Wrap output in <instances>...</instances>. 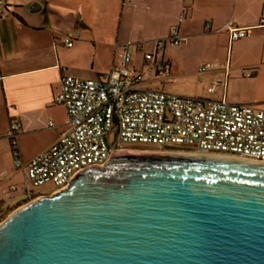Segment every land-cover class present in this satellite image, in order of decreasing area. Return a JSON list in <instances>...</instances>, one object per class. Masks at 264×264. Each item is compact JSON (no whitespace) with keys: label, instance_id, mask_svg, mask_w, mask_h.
Returning a JSON list of instances; mask_svg holds the SVG:
<instances>
[{"label":"crops","instance_id":"crops-1","mask_svg":"<svg viewBox=\"0 0 264 264\" xmlns=\"http://www.w3.org/2000/svg\"><path fill=\"white\" fill-rule=\"evenodd\" d=\"M4 1L0 207L25 200L24 172L14 168L6 138L9 124H20L24 163L46 151L67 131L65 109L54 104L62 74L97 78L120 63L124 44L144 43V51H150L151 41L166 38L182 12V43L167 46L165 73L146 74L141 88L264 110V0ZM225 24L251 29L250 35L230 41ZM132 54V64L141 67L142 51L132 49ZM205 63L216 70L199 74Z\"/></svg>","mask_w":264,"mask_h":264},{"label":"water","instance_id":"water-1","mask_svg":"<svg viewBox=\"0 0 264 264\" xmlns=\"http://www.w3.org/2000/svg\"><path fill=\"white\" fill-rule=\"evenodd\" d=\"M0 264H264V164L112 154L12 212Z\"/></svg>","mask_w":264,"mask_h":264},{"label":"built area","instance_id":"built-area-1","mask_svg":"<svg viewBox=\"0 0 264 264\" xmlns=\"http://www.w3.org/2000/svg\"><path fill=\"white\" fill-rule=\"evenodd\" d=\"M5 13L6 3L0 0V17ZM184 19L182 12L166 38L151 41L150 51H144V43L121 45L120 64L97 78L62 74L54 104L65 109L67 131L46 151L24 163L19 148L20 124H9L6 138L14 168L24 172L26 201L35 197L31 187L51 185L47 194L65 190L74 176L93 167L103 168L112 154L149 151L126 145L149 146L155 153L180 151L264 164V110L141 89L146 74L165 73L163 55L167 46L182 43L179 25ZM223 28L230 41L247 38L251 31L228 24ZM63 43L72 45L69 39ZM132 49L142 51L141 67L132 64ZM215 70L214 64L205 63L198 73ZM212 90L213 85L208 92Z\"/></svg>","mask_w":264,"mask_h":264},{"label":"rangeland","instance_id":"rangeland-1","mask_svg":"<svg viewBox=\"0 0 264 264\" xmlns=\"http://www.w3.org/2000/svg\"><path fill=\"white\" fill-rule=\"evenodd\" d=\"M120 63H118L119 65ZM143 89V88H141ZM143 90H148V89H143ZM113 139V136H112ZM125 148H137V149H144V150H149L148 152H152L150 151L151 149H153L152 147L149 146H142V145H126ZM134 152H138V151H134ZM179 153H184L186 154V152H180ZM176 153V151L174 152ZM52 189L51 185H46L43 187H31V192L33 194H35V197L33 198V201L42 198V197H47V196H51L52 194H47L50 190ZM31 201H26L24 200L23 202H20L18 204H7L3 207H0V224L3 223L6 218L15 210L19 209L20 207H23L24 205L28 204Z\"/></svg>","mask_w":264,"mask_h":264},{"label":"bare ground","instance_id":"bare-ground-1","mask_svg":"<svg viewBox=\"0 0 264 264\" xmlns=\"http://www.w3.org/2000/svg\"><path fill=\"white\" fill-rule=\"evenodd\" d=\"M131 154H139V155H162V156H194V154H184V153H155V152H129ZM200 156V155H195ZM203 157H215V156H203ZM222 159H230L233 160L234 158H228V157H217ZM64 190H59L57 192H54L51 196L56 195ZM47 196V197H51ZM40 199V198H39ZM38 200V199H37Z\"/></svg>","mask_w":264,"mask_h":264}]
</instances>
